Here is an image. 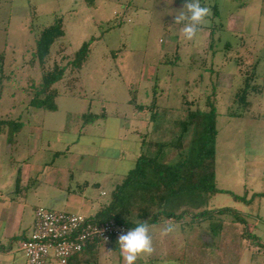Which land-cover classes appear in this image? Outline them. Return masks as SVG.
Returning a JSON list of instances; mask_svg holds the SVG:
<instances>
[{
    "label": "rangeland",
    "instance_id": "rangeland-1",
    "mask_svg": "<svg viewBox=\"0 0 264 264\" xmlns=\"http://www.w3.org/2000/svg\"><path fill=\"white\" fill-rule=\"evenodd\" d=\"M185 3L0 0V53L5 54L9 78L0 119L22 125L12 135L0 132V248L13 249L14 258L0 264H27L18 242L10 244L23 231L32 234L39 207L90 216L88 207L79 208L80 202L93 196L97 207L107 203L142 151L163 163L178 162L175 147L150 148L149 142L176 141L183 129L184 98L195 103L193 109L204 111L214 88L219 130L216 178L223 191L188 198L180 207V211L205 210L212 217L195 222L186 216L183 223L165 219L151 224L154 252L136 264H264V93L249 97V109L232 108L243 86L238 58L258 64L256 83L264 85V0H200L211 9V16L193 40L183 37V24L174 23L176 15L186 13ZM215 4L220 14L212 19ZM56 18L64 19L67 56L93 41L88 62L73 83L69 85L66 78L55 85L58 109L50 112L29 106L30 79L39 83L42 73L29 62L41 31ZM210 28L216 29L214 40ZM60 44L52 47V62H61L65 55L56 53ZM175 55L176 66L168 64ZM156 84L159 112L151 125L149 113L136 112L130 101L136 97L138 103L150 105ZM230 111L238 116H229ZM90 114L91 119L99 118L87 124L84 115ZM190 140L183 141L184 150ZM66 180L67 185L60 186ZM95 180L101 190L84 185ZM69 185L75 192L66 191ZM225 209L242 215L246 224L234 222L231 213H220ZM166 223H175L177 230L162 234ZM258 238L262 251L252 247ZM99 248L90 263L125 264L115 247L104 243Z\"/></svg>",
    "mask_w": 264,
    "mask_h": 264
},
{
    "label": "trees",
    "instance_id": "trees-1",
    "mask_svg": "<svg viewBox=\"0 0 264 264\" xmlns=\"http://www.w3.org/2000/svg\"><path fill=\"white\" fill-rule=\"evenodd\" d=\"M95 1V0H91ZM218 6H213V17L219 16ZM211 29V28H210ZM216 29H211V37L214 40ZM66 29L64 19L56 18L54 23L45 27L37 40L35 51L29 62L30 67L38 66L41 69V79L36 83L30 79L29 90L32 99L29 106L33 109H41L44 111L55 112L58 107L56 100L59 91L55 85L64 79L69 78L68 84L73 83V78L78 77V73L88 62L91 53V42H85L81 48L73 55L67 56L66 45ZM56 42H61L57 50V54L64 53L61 62H52V47ZM213 43L211 49H213ZM230 48V45H227ZM177 54V52H176ZM175 60L168 59L167 63L176 66L178 56H174ZM4 53H0L1 77H0V102L3 98L6 78L3 62ZM245 58H238L237 68L243 77V86L234 96L232 108L238 106L240 108L249 109L252 103L249 97L252 94L264 93V85L256 83L258 74V64H249ZM157 84L153 88V97L150 105L138 103L137 98L133 97L130 101L138 113H149V122L153 125L154 120L158 116L157 108ZM216 89L213 94L208 96L206 109H193L194 102H190L184 98L185 118L182 121V134L173 142H149L150 148L155 145L160 149L167 146L175 147L180 153V160L174 164H167L159 161L158 157L152 156L147 151H142L138 156L135 166L125 176L123 181L118 184L111 193L108 204L103 205L99 211L93 216L99 222L115 221L132 229L138 221H147L149 225L158 223L163 220H172L177 223H183L186 216H190L193 221L201 222L211 218L212 214L207 211L192 212L188 209L182 211L184 200L193 198L198 195L208 194L214 195L223 190L217 186L216 178V156H217V137L218 130V114L216 108ZM238 116L234 111L229 112V116ZM90 115H84L87 124L98 119V115H94L92 119ZM88 118V119H87ZM22 128L18 120L0 119V132L3 134H14ZM154 128V127H153ZM146 137V135L144 136ZM187 149L183 141L188 140ZM186 138V140H185ZM147 148V141L142 140V149ZM20 176L17 179L19 184ZM236 200L250 204L251 201L246 197L234 196ZM220 213H231L235 217L234 222L246 224V220L239 213L236 214L231 210L225 209ZM248 235V234H247ZM25 240V239H24ZM23 240L13 239L11 246ZM104 244L101 241H95L88 244L85 250L71 258L68 264H75L81 254L86 253L91 248L100 247ZM108 247H115L120 253L118 240H112L107 243ZM262 246V245H261ZM11 250L9 247L3 248Z\"/></svg>",
    "mask_w": 264,
    "mask_h": 264
},
{
    "label": "built area",
    "instance_id": "built-area-1",
    "mask_svg": "<svg viewBox=\"0 0 264 264\" xmlns=\"http://www.w3.org/2000/svg\"><path fill=\"white\" fill-rule=\"evenodd\" d=\"M128 227L115 221L99 222L93 216L57 212L39 207L36 211L33 232L23 240L20 249L27 264H68L82 253L89 243L105 244L118 240Z\"/></svg>",
    "mask_w": 264,
    "mask_h": 264
},
{
    "label": "clouds",
    "instance_id": "clouds-1",
    "mask_svg": "<svg viewBox=\"0 0 264 264\" xmlns=\"http://www.w3.org/2000/svg\"><path fill=\"white\" fill-rule=\"evenodd\" d=\"M183 8H186V13L181 11L179 15H176L174 23L183 24L181 29L183 37L187 40H193L197 35L199 26L211 16V9L202 6L200 0H186ZM177 228L175 223H166L162 229V234H171ZM118 245L125 264H136L139 258L152 255L154 247L149 223L138 221L135 227L119 235Z\"/></svg>",
    "mask_w": 264,
    "mask_h": 264
},
{
    "label": "crops",
    "instance_id": "crops-1",
    "mask_svg": "<svg viewBox=\"0 0 264 264\" xmlns=\"http://www.w3.org/2000/svg\"><path fill=\"white\" fill-rule=\"evenodd\" d=\"M125 178V177H124ZM123 178V179H124ZM123 181V180H122ZM121 181V182H122ZM67 180H66V182L64 181V182H61V184H60V186L61 185H67ZM120 182V183H121ZM120 183H118V184H120ZM77 184H78V186L80 187V183H78L77 182ZM117 184V185H118ZM85 186H87V187H90V186H92V187H94V188H96V189H99V190H101V184L97 181V180H95V181H93V182H89V181H86L85 182V184H84ZM117 185H115V187L117 186ZM63 187H60V189H62ZM115 189V188H114ZM66 191H69V192H75V191H73L72 190V188H71V186L69 185V188H67V190ZM65 191V192H66ZM83 194H85V192L83 193ZM106 193L105 192H101V195L103 196V195H105ZM66 201H68L67 202V208H69V207H71L69 204V202H70V199L69 198H67L66 199ZM110 201V200H109ZM109 201L107 202V203H104V204H100V205H98V207H97V203H98V201H97V199H95L93 196H87V197H85V200H84V202H80V209L82 208H85V207H88L89 208V212H90V216H94L98 211H99V209L103 206V205H105V204H108L109 203ZM88 203H91L90 205H88ZM58 203H56V205H57ZM96 207V208H95ZM170 222L172 221V220H169ZM33 227H34V222H33ZM33 227H32V231H33ZM32 233V232H31ZM30 235L31 234H28V233H25V231H23V233H22V235L20 236V241L21 240H24V239H26V238H29L30 237ZM244 237V236H243ZM258 240H260V241H256V245H254V246H252L253 247V249L254 250H257V251H262L261 250V248H262V240L260 239V238H258ZM13 249H11V250H5V249H3V248H0V262L1 261H3L4 259L8 262L9 260H12V261H14V258L12 257V251ZM18 250H20L21 251V249H20V245H19V242H18ZM22 253H23V251H22ZM100 253V248L99 247H97V248H94V250H92V248L89 250V251H87L86 253H84V254H81L79 257H78V261L77 262H75V264H88V263H90L91 261H92V257H93V255H97V254H99ZM24 254V253H23ZM24 257H25V255H24ZM122 257V256H121ZM123 258V257H122ZM25 259H26V257H25ZM139 260H141L140 258H139ZM26 262H27V260H26ZM122 262V261H121ZM143 262V261H142ZM14 263V262H13ZM90 264H93V263H90ZM94 264H98V262H96V263H94ZM138 264H140V263H138Z\"/></svg>",
    "mask_w": 264,
    "mask_h": 264
}]
</instances>
